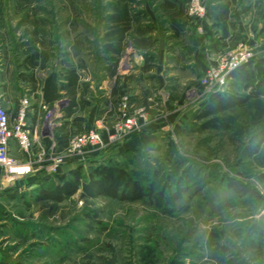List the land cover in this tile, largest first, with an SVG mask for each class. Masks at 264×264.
Instances as JSON below:
<instances>
[{
    "label": "rangeland",
    "instance_id": "obj_1",
    "mask_svg": "<svg viewBox=\"0 0 264 264\" xmlns=\"http://www.w3.org/2000/svg\"><path fill=\"white\" fill-rule=\"evenodd\" d=\"M164 4L181 14L171 18ZM226 5L227 36L216 26ZM182 20L220 44H203L204 72L178 81L176 72L140 71V58L156 67L163 40L175 49ZM241 48L251 55L238 66L253 62L260 73L264 0H0V93L27 100L35 129L32 172L13 178L0 166V264H264V141L246 153L264 130V96L221 112L226 129L200 127L209 98L247 92L230 73L207 76ZM89 129L102 143L71 151L73 136ZM110 159L156 190L186 184L173 213L149 197H82V189L61 201L38 197L52 186L44 176Z\"/></svg>",
    "mask_w": 264,
    "mask_h": 264
},
{
    "label": "trees",
    "instance_id": "obj_2",
    "mask_svg": "<svg viewBox=\"0 0 264 264\" xmlns=\"http://www.w3.org/2000/svg\"><path fill=\"white\" fill-rule=\"evenodd\" d=\"M252 64L253 62H248L240 65L229 74L233 79L244 83L247 92L241 94L226 92L209 98L206 101L203 114L200 115V119L206 118L200 125L201 128H228V124L220 117L221 112L244 105L252 98L264 96V57L259 60L260 73L253 72ZM263 141L264 130L252 137L249 148H246V153L257 152ZM82 170V167L79 166L67 172L44 176V181L51 183L52 186L50 188L42 186L38 190V197L61 201L76 193L78 189H82V197L107 195L127 201H137L149 197L162 211L173 213L176 201L187 189L186 184L181 182L177 183L175 188L168 190L165 184L159 190L154 188L153 183L145 186L130 171L112 159L90 165L85 172ZM53 176L56 178L55 181H53ZM258 178L264 181V172H259ZM228 183L241 193L249 196L256 194L253 188L243 182L231 179Z\"/></svg>",
    "mask_w": 264,
    "mask_h": 264
},
{
    "label": "built area",
    "instance_id": "obj_3",
    "mask_svg": "<svg viewBox=\"0 0 264 264\" xmlns=\"http://www.w3.org/2000/svg\"><path fill=\"white\" fill-rule=\"evenodd\" d=\"M191 12L202 15L204 8L200 4H192ZM250 55L251 50L246 48L233 51L219 58L218 64L208 70L207 76L210 80H216L221 75L222 80L226 73H230L239 64L246 61ZM26 116V99L18 104L15 114H11L5 106L4 99L0 93V166L13 178L26 176L33 170L31 163L26 161L30 158L34 142L31 131L27 126ZM129 123L133 124L132 119H128L124 125L129 126ZM120 128H122L121 125L119 126ZM101 143V133L98 130L89 129L73 136L69 147L71 151H82L87 147ZM13 144L17 146L24 158H18L12 153ZM19 169H26V171L21 172Z\"/></svg>",
    "mask_w": 264,
    "mask_h": 264
},
{
    "label": "crops",
    "instance_id": "obj_4",
    "mask_svg": "<svg viewBox=\"0 0 264 264\" xmlns=\"http://www.w3.org/2000/svg\"><path fill=\"white\" fill-rule=\"evenodd\" d=\"M177 5L178 4H164L163 8H165L166 11L168 9L170 10V13H171L170 17L172 18V16L176 17L178 14H181V12L178 10ZM228 8H229V5H226L224 9L225 12H223L224 14L218 13L219 10L216 11L217 20H219L216 23V26L217 25L221 26L220 31L221 33L223 32L225 36H227L226 34H229L230 32L228 29V25H229L228 21L230 18L228 15V10H227ZM174 19L176 21V18ZM184 23H185L184 20H182L181 24H183V28L182 27L181 28L183 30L178 31L179 29L178 30L176 29L177 32H181L182 37L179 39L178 43L176 42L175 49H172V50L167 49L168 46L172 45V40H169V39L163 40L162 46H161L162 48H160L158 55H157L158 59H157L156 67L152 66V64L151 66H149L150 62L148 61V58L144 60L140 58L139 62L142 67L141 69L139 68L140 71H142L143 73L157 72V73L163 74V72L166 70L165 72L166 75L176 72L177 74L181 75V80L179 79L178 81H183V77L186 78V75L193 79V76H196L197 73L204 72L206 68V62L204 60V51L202 49L203 44H205L204 47L208 46L209 48L210 47L217 48L220 44L216 41V38L214 37L215 34L213 35L214 39L211 37L209 44L202 41L199 34L195 32L192 26V21H189L188 25L187 24L184 25ZM214 31H211L212 34L214 33ZM205 41H207V39ZM160 78L162 79L163 82H165V78L163 77H160ZM3 99H4L5 106L8 108L9 112L11 114H15L18 101L16 103L15 101L9 102V100L7 99V96L6 97L4 96ZM30 128L31 127L29 126V129ZM34 130H35L34 128L31 129V134L33 137H34ZM14 152L21 154L17 146L13 144L12 153L14 154Z\"/></svg>",
    "mask_w": 264,
    "mask_h": 264
},
{
    "label": "snow or ice",
    "instance_id": "obj_5",
    "mask_svg": "<svg viewBox=\"0 0 264 264\" xmlns=\"http://www.w3.org/2000/svg\"><path fill=\"white\" fill-rule=\"evenodd\" d=\"M19 171L24 172V171H26V169H19Z\"/></svg>",
    "mask_w": 264,
    "mask_h": 264
}]
</instances>
